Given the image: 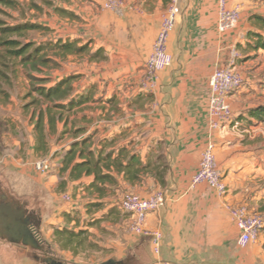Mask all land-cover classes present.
<instances>
[{
	"label": "crops",
	"instance_id": "1",
	"mask_svg": "<svg viewBox=\"0 0 264 264\" xmlns=\"http://www.w3.org/2000/svg\"><path fill=\"white\" fill-rule=\"evenodd\" d=\"M122 1L126 7L123 14L118 15L105 7V0H87L86 5L78 9L82 24L77 30V39H70L78 41L80 46L90 43L94 53L102 50L106 60L98 68L108 69L114 81L104 91L95 85L100 81L94 76L95 80L82 91L76 89L75 96L95 87V102L88 105L101 103L102 96L108 94L105 103L113 105V113H122V118L112 115L105 127L96 120L95 125L99 126L93 132L89 124L81 126L82 123L74 122L72 125V114L68 115L66 129L64 122L57 123L56 131L64 136L69 127L74 126V130H70L69 147H64L55 172L46 175L38 173L34 165L40 157L50 158L58 149L48 144L46 137L44 144H40L37 118L32 125L29 121L24 123L22 132L19 125H14L13 142L8 147L11 160L6 164L10 173L0 174V185L8 202L24 205L25 210L36 213L41 239L45 237L55 252L73 262L89 255L88 248L78 256L62 250L54 242V230L47 233V227L59 225L60 229L88 230L90 243L103 254L97 262L89 260L90 264H156L158 260L172 264H264V230L257 243L241 250L237 245L239 231L229 211L230 207L246 206L250 212L264 216V122L249 117L252 109L264 107V65L261 67L258 63L254 73L244 72L250 63L264 59V52L252 53L240 48L246 46L248 32L256 30L250 18L254 15L264 17V0H228L229 8L240 10L241 20L235 31L226 34L218 30L220 0H181L182 15L169 42L174 63L158 74L152 93L142 92L139 84L167 13L168 2ZM85 38L88 39L83 40ZM235 63V71L248 79L246 86L227 98L236 120L225 129L212 130L208 114L209 79L216 70ZM76 75L80 79L85 76ZM125 84L128 87H124ZM120 91L129 101L124 103L120 99ZM33 115L34 111L30 117ZM76 116L83 123L90 120L85 113ZM78 129L83 133L76 136L74 132ZM47 132H51L48 126L46 135ZM86 138H91L92 150L96 153L109 145L105 148L107 152L126 149L144 165L155 167L159 163V170H166L165 186L156 172L141 174L134 183L121 177L119 187L101 198L88 191L93 177L70 181L68 172L60 178L65 153L73 143ZM96 139L99 144L95 143ZM210 143L215 145L216 159L229 188L225 196L207 185L190 190L192 177ZM17 177L19 185L33 179L44 186L48 198L40 210L17 198L15 183L10 181ZM62 180L66 182L65 189L60 187ZM72 187L75 188L73 195ZM157 192H163L166 201L157 212L147 216L145 226L164 235L159 255L150 239L125 230L131 217L119 218L114 209L125 195L148 198ZM66 196L71 198L70 202L64 199ZM91 204L101 205L95 215L88 214ZM108 221L115 223L116 230L108 228ZM0 264L44 263L28 250L5 241L0 242Z\"/></svg>",
	"mask_w": 264,
	"mask_h": 264
},
{
	"label": "rangeland",
	"instance_id": "2",
	"mask_svg": "<svg viewBox=\"0 0 264 264\" xmlns=\"http://www.w3.org/2000/svg\"><path fill=\"white\" fill-rule=\"evenodd\" d=\"M19 4V7L16 9L7 8L3 5H0V10L3 11V14H0V19L7 21L10 25H14L16 23H31L36 25H42L45 30H37L34 32H30L27 34L26 37L18 39L21 43H35L39 44H53L59 40L66 41V40H74L77 39L78 36V29L82 24V19L78 16V9L86 5L87 0H15ZM84 24V23H83ZM85 38L83 40H87ZM82 41V40H81ZM91 50H95L94 48ZM237 50V49H236ZM5 50L0 48V57L4 55ZM238 52V51H236ZM49 56L54 57L52 51H49ZM56 62L55 65H50L49 69H44L42 72H33V77L37 79H51V81L47 84V86H51L57 82V80L73 75V74H84L85 76H81V79H78L75 83V88L78 91H82L83 88L94 79V76L98 78L100 82H96L95 85L104 91L108 90V88L114 83V81L110 78L109 70L99 69L98 65H101L102 61H90L89 56L87 54L78 55V56H69L66 59L55 58ZM8 64L4 66L2 63L5 62ZM246 61V60H245ZM260 63V66L263 67L264 59H259L256 61V64L250 63L248 66L245 67L244 71L246 74L254 73L258 70L257 64ZM235 65H232L230 68L233 70ZM94 69L91 72V69ZM264 68V67H263ZM262 68V69H263ZM264 72V69L262 70ZM243 73V72H242ZM145 76V75H144ZM95 80V79H94ZM248 79L245 78V86L247 85ZM32 84H39L35 81H32L27 76L26 71L21 67V65L12 62L11 60H4L0 58V121L2 123V127L0 129V174L7 175L10 173V170L6 167V164L9 160L8 156H10V149L8 148L12 145L13 142V133L12 127L14 125H19V130L22 132V126L24 123L35 121L37 118L36 114L41 110L44 111L46 109V104L40 98L37 93L32 94L31 97L28 98V94L32 93L33 86ZM124 87H128V84H125ZM126 90V88H124ZM140 89V84H139ZM141 93V92H140ZM119 94L120 99L126 103L128 100L124 98L123 93L120 91ZM106 96L108 94H104L102 96L103 101L99 104L86 106L83 109L75 110L71 117L72 125L74 122L83 124H89L90 131L99 126L97 123L95 125V121L100 122L103 127L108 126V123L111 121L112 115L118 116V119L122 118V113H113L114 106L111 104L105 103ZM108 99V98H107ZM34 100H38L37 104H33ZM34 111V115L31 118L30 114ZM78 113H85L86 115L90 116V120L86 123L77 119ZM68 134L62 135L59 132H45V137L48 138V144L51 143L54 148H57L50 158H43L40 157L39 161L42 160H49L51 162V171L50 174L55 172L56 170V163L57 160L60 159L62 152L64 151V147H69L68 142L72 137V130H74V126L68 128ZM71 130V131H70ZM45 139V138H44ZM95 143L99 144L98 139H96ZM8 145V146H7ZM3 160V161H1ZM14 178V177H13ZM18 177L15 179H10V181L15 183L14 192H16L17 198H19L22 202L28 204V206H32L34 208H38L40 210L41 206L44 203H47L46 200L48 198L47 191L44 190V186L41 182L31 180V182L22 183L19 185L17 181ZM66 186L63 188L65 189ZM75 188H71V194H75ZM126 196V195H125ZM86 199L89 197H85ZM74 199V197H73ZM84 199V198H83ZM118 203V202H116ZM116 215L119 218H125V220L129 217L127 214L121 213L118 210V207H115ZM96 211H93L94 214ZM96 214V213H95ZM94 214V215H95ZM108 228H114L116 230V225L112 221H108ZM130 223V221H129ZM59 227H47L45 230L47 233L51 230L57 229ZM129 233L133 234L130 230V226L125 229ZM106 231V229H104ZM112 231V229L110 230ZM109 231V232H110ZM108 233V231H107ZM134 235V234H133ZM42 242L44 245H48L47 240L45 237H42ZM45 245V246H46ZM89 255H84L79 258L80 261H72L71 259H67L54 250V246L48 245L51 253L63 264H90L93 260L97 262L102 258L103 254H101V250L96 247L94 248L93 244H89L88 246ZM54 250V251H53ZM242 250V249H241ZM32 251V250H30ZM96 252L95 254H93ZM33 255H37V253L32 252ZM12 254V252H11ZM12 259L11 257H9Z\"/></svg>",
	"mask_w": 264,
	"mask_h": 264
},
{
	"label": "trees",
	"instance_id": "3",
	"mask_svg": "<svg viewBox=\"0 0 264 264\" xmlns=\"http://www.w3.org/2000/svg\"><path fill=\"white\" fill-rule=\"evenodd\" d=\"M0 5L7 8L16 9L19 4L15 0H0ZM0 14L3 11L0 10ZM256 30L250 31L247 34L246 46H240L244 51L252 53L264 52V17L254 15L250 18ZM37 30H45L42 25L31 23H16L10 25L7 21L0 19V48L4 49L5 53L0 58L15 62L26 71L27 76L32 81L39 84H32V93H29L28 98L33 92L37 93L46 104V109L41 111L37 117L36 132L40 144H44L45 132L47 126L51 132H56L57 123H63L65 129L69 123L68 115L72 114L77 109H82L89 103L95 102L94 91L92 87L82 95L75 96V83L80 76L71 75L65 77L51 86L47 84L51 79H37L33 77V72H42L44 69H49L50 65H55V58L66 59L69 56H78L87 54L90 61H105L106 57L102 50L92 52L90 43L80 46L78 41H57L53 44H35L21 43L18 39L24 38L30 32ZM49 51H52L54 57L49 56ZM4 66L8 64L2 63ZM38 100H34L33 104H37ZM249 117L264 122V107L252 109ZM47 118V123H46ZM2 123L0 121V129ZM68 131L65 130L64 134ZM75 135L83 133V130L78 129ZM43 146V145H42ZM104 149L98 153L92 150L93 144L91 138H86L82 141H77L71 145V148L65 153L60 170V178L69 172L70 181H79L85 177H93V182L89 185L90 193L98 194L101 198L108 196L111 189H117L120 185V179L134 183L140 179L141 174L156 172V177L161 184L165 186L164 176L166 170L160 171V165L157 163L155 167L150 164L144 165L136 155L127 152L126 149H121L118 153L114 151L107 152ZM162 159L159 160L161 162ZM162 163V162H161ZM65 181H61L60 187L64 188ZM101 208L100 204H91L88 209V214L97 211ZM92 225V224H91ZM54 242L64 251L73 252L74 256H78L84 252L90 243L89 231L79 229L78 231L67 228H57L54 231Z\"/></svg>",
	"mask_w": 264,
	"mask_h": 264
},
{
	"label": "built area",
	"instance_id": "4",
	"mask_svg": "<svg viewBox=\"0 0 264 264\" xmlns=\"http://www.w3.org/2000/svg\"><path fill=\"white\" fill-rule=\"evenodd\" d=\"M168 9L152 51L145 65V76L140 82V89L144 93H152L156 87L157 76L170 69L174 63L173 56L169 51L170 38L175 31L177 23L182 15L181 0H167ZM105 7L122 15L125 3L122 0H105ZM241 12L237 8H229L228 0L219 1L218 30L222 34L231 33L239 27ZM245 86V78L233 68L216 70L209 79L210 101H209V124L212 130L225 129L236 120L234 113L227 101L233 93ZM238 125V124H236ZM35 170L41 175L49 174L51 162L42 160L34 165ZM199 185H207L220 196H225L229 188L224 181V175L220 169L216 155L215 145L210 143L202 154L199 168L192 177L190 190ZM70 202L71 198H64ZM166 195L157 192L148 198H141L135 194L126 195L119 203L118 208L131 217L130 230L136 236L151 240L154 251L159 255L164 235L157 230L148 229L147 216L157 212L165 203ZM230 214L239 231L237 245L245 250L250 245L259 241L264 230V216L252 213L246 206L230 207ZM156 264H172L158 260Z\"/></svg>",
	"mask_w": 264,
	"mask_h": 264
},
{
	"label": "flooded vegetation",
	"instance_id": "5",
	"mask_svg": "<svg viewBox=\"0 0 264 264\" xmlns=\"http://www.w3.org/2000/svg\"><path fill=\"white\" fill-rule=\"evenodd\" d=\"M8 203V199L6 198V195L0 185V242L6 241L18 246L21 250H28L30 253L37 252L42 256L47 255V257L50 258L34 255L40 262L44 264L61 263L52 255V253L48 249V245L45 244V246L42 242L40 237L39 218L36 213L26 210V215L20 219H17L15 215H12L9 220L8 226H5L4 222L1 220H3V217L5 216V206ZM14 212L17 213V209H15ZM16 215L20 216V214ZM22 230H24L26 233H22ZM21 233L25 235H22ZM30 239H33L35 243L38 244L39 250H35L31 246H29Z\"/></svg>",
	"mask_w": 264,
	"mask_h": 264
},
{
	"label": "water",
	"instance_id": "6",
	"mask_svg": "<svg viewBox=\"0 0 264 264\" xmlns=\"http://www.w3.org/2000/svg\"><path fill=\"white\" fill-rule=\"evenodd\" d=\"M15 209H17L18 211L17 213L14 212ZM16 214H20V216ZM12 215H15L17 219L23 218L26 215V210L24 209V206H18L17 204L14 205L11 203H8L5 206V216L3 217V220H1L4 222L5 226H8L9 220ZM22 233H26V232L22 230ZM22 235H25V234H22ZM29 241H30L29 246H31L35 250H39L38 244L35 243L33 239H30ZM59 264H63V263H59Z\"/></svg>",
	"mask_w": 264,
	"mask_h": 264
}]
</instances>
